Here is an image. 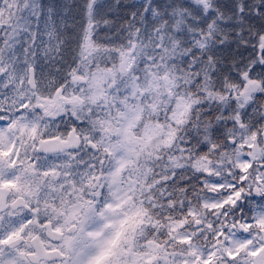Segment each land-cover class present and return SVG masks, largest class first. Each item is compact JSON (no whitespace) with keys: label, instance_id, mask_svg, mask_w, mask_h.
Here are the masks:
<instances>
[{"label":"snow or ice","instance_id":"6c2138e0","mask_svg":"<svg viewBox=\"0 0 264 264\" xmlns=\"http://www.w3.org/2000/svg\"><path fill=\"white\" fill-rule=\"evenodd\" d=\"M0 264H264V0H0Z\"/></svg>","mask_w":264,"mask_h":264}]
</instances>
